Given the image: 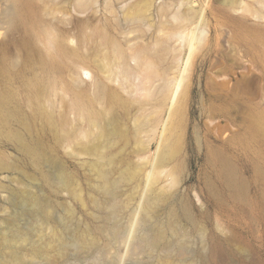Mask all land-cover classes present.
<instances>
[{
	"label": "rangeland",
	"instance_id": "1",
	"mask_svg": "<svg viewBox=\"0 0 264 264\" xmlns=\"http://www.w3.org/2000/svg\"><path fill=\"white\" fill-rule=\"evenodd\" d=\"M160 1L17 0L0 25V90L20 109L0 134V264H264V20L209 0L216 32L161 141L176 69L153 54ZM115 45L147 46L150 96L112 81Z\"/></svg>",
	"mask_w": 264,
	"mask_h": 264
},
{
	"label": "bare ground",
	"instance_id": "2",
	"mask_svg": "<svg viewBox=\"0 0 264 264\" xmlns=\"http://www.w3.org/2000/svg\"><path fill=\"white\" fill-rule=\"evenodd\" d=\"M17 0H6L3 10L0 14V25L10 24L14 15V4ZM86 1V0H83ZM89 1V0H88ZM95 1V0H94ZM155 2L156 0H150ZM206 0L203 2L205 3ZM253 2L261 5L264 8V0H252ZM202 2V3H203ZM225 5L232 8L234 11H241L249 13L256 19L264 20V14L253 10L251 6L246 5L240 0H225ZM151 3V2H150ZM209 0L205 6L195 10L192 5L196 4V0H161L156 6L157 17L159 19L156 26V32L159 38L156 39L155 45L158 50L153 51L157 57H161L165 50L172 54V60L175 62L176 72L169 82L165 83V89L170 90L173 87L169 97L162 95V101L170 100L168 107V119L166 125L161 132L160 140H164L166 134L172 125V119L175 115L182 111L191 75L192 64L196 58V53L203 48L204 44L209 41V35L213 31L216 32L215 26L209 24L205 19L204 7H208ZM126 5H122L124 8ZM135 18L137 21L144 20V14L136 11L135 14L123 12L122 15ZM52 28L40 29L38 36L45 40L49 53L53 56H58L66 52L67 48L64 39H60ZM161 37V38H160ZM163 38V39H162ZM73 40L71 43L73 44ZM167 46V48H166ZM73 53L76 52L75 48L71 49ZM186 51L188 53L186 54ZM147 53V46L142 47L135 45L130 46L129 52H125L118 46H114V54L116 59V70L113 75L112 81H116L118 86L125 90L126 93L135 98L138 96H150L149 89L145 83H149L152 76L156 73L154 63L145 58ZM142 60V61H141ZM128 61H132L134 66H130ZM184 64L183 68L180 65ZM144 67L143 71H139L140 66ZM84 74L91 79V84L97 89L101 87L100 80L96 76H92L88 70L83 69ZM111 79V78H110ZM137 80V84L133 83ZM80 83H85L83 79L79 80ZM103 90V88L101 87ZM107 95L114 98L112 92L108 91ZM78 97V96H76ZM118 104L120 101L116 100ZM79 106H83V100H80ZM17 104L13 103V96L11 91L7 89L0 90V134L6 129L11 119L17 116L19 112ZM259 124H264L263 119L259 120Z\"/></svg>",
	"mask_w": 264,
	"mask_h": 264
}]
</instances>
